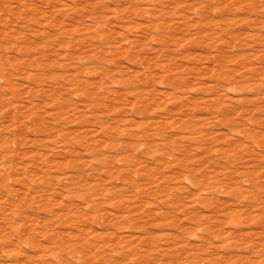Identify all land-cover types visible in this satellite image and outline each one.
I'll return each mask as SVG.
<instances>
[{
    "label": "rangeland",
    "instance_id": "374dc122",
    "mask_svg": "<svg viewBox=\"0 0 264 264\" xmlns=\"http://www.w3.org/2000/svg\"><path fill=\"white\" fill-rule=\"evenodd\" d=\"M0 264H264V0H0Z\"/></svg>",
    "mask_w": 264,
    "mask_h": 264
}]
</instances>
